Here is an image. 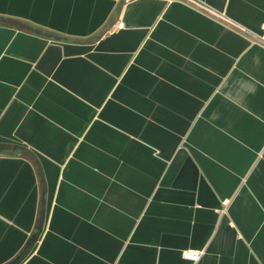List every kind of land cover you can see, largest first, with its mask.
Wrapping results in <instances>:
<instances>
[{
    "label": "crops",
    "instance_id": "0c3cea01",
    "mask_svg": "<svg viewBox=\"0 0 264 264\" xmlns=\"http://www.w3.org/2000/svg\"><path fill=\"white\" fill-rule=\"evenodd\" d=\"M198 2L0 0V264H264V0Z\"/></svg>",
    "mask_w": 264,
    "mask_h": 264
},
{
    "label": "built area",
    "instance_id": "2783aa9c",
    "mask_svg": "<svg viewBox=\"0 0 264 264\" xmlns=\"http://www.w3.org/2000/svg\"><path fill=\"white\" fill-rule=\"evenodd\" d=\"M187 3L190 2L191 4H194L196 6H199L202 9H205L206 6L204 4H201L200 2H198V0H184ZM227 203V202H225ZM203 255V251H199V250H189L184 252L183 257H185V259H188L192 262L198 261L202 258Z\"/></svg>",
    "mask_w": 264,
    "mask_h": 264
}]
</instances>
